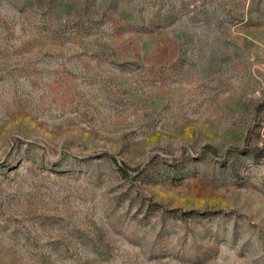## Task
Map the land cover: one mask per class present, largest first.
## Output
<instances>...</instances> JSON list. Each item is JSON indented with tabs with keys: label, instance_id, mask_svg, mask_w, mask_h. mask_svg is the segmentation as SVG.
<instances>
[{
	"label": "rangeland",
	"instance_id": "374dc122",
	"mask_svg": "<svg viewBox=\"0 0 264 264\" xmlns=\"http://www.w3.org/2000/svg\"><path fill=\"white\" fill-rule=\"evenodd\" d=\"M0 264H264V0H0Z\"/></svg>",
	"mask_w": 264,
	"mask_h": 264
}]
</instances>
